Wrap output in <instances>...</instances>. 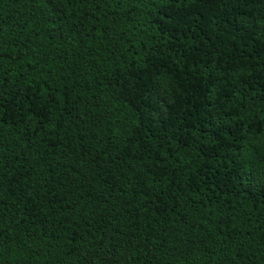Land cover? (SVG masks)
Instances as JSON below:
<instances>
[{
    "label": "trees",
    "instance_id": "16d2710c",
    "mask_svg": "<svg viewBox=\"0 0 264 264\" xmlns=\"http://www.w3.org/2000/svg\"><path fill=\"white\" fill-rule=\"evenodd\" d=\"M0 264H264V0H0Z\"/></svg>",
    "mask_w": 264,
    "mask_h": 264
}]
</instances>
